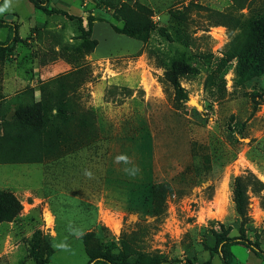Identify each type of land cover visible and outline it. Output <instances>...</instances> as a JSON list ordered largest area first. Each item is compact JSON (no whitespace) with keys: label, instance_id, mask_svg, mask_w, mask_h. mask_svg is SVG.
<instances>
[{"label":"rangeland","instance_id":"1","mask_svg":"<svg viewBox=\"0 0 264 264\" xmlns=\"http://www.w3.org/2000/svg\"><path fill=\"white\" fill-rule=\"evenodd\" d=\"M57 1L46 8L60 11ZM88 1V12L99 9L100 51L128 50L126 37L109 26L123 27L109 9L122 0ZM125 1L147 6L168 38L151 32L140 54L102 61L87 59L92 38L75 20L47 15L27 0H9L0 12L18 35L12 41L9 27L0 28V136L3 120L36 102L48 127L63 130L44 137L42 163L0 165V193L21 206L16 220L0 224V264H34V252L48 248V264H87L85 241L123 264H221L215 234L247 238L264 250V76L236 86L237 61L227 56L248 23L264 16V0ZM175 58L188 66L179 77L186 102L176 101L163 80L164 65ZM253 92L261 96L258 106ZM59 107L68 122L55 118ZM120 154L130 163H116ZM151 165L154 180L173 190L159 219L153 205L135 199L136 179ZM236 177L250 182L245 219L233 203ZM245 250L232 246L231 263L264 264Z\"/></svg>","mask_w":264,"mask_h":264},{"label":"trees","instance_id":"2","mask_svg":"<svg viewBox=\"0 0 264 264\" xmlns=\"http://www.w3.org/2000/svg\"><path fill=\"white\" fill-rule=\"evenodd\" d=\"M3 0H0V4ZM34 8L40 9L47 15L53 13L62 14L69 20H75L79 23V31L84 33L85 39L91 38L94 22L97 21L93 16H88L86 19L87 29L82 27V19L63 13L58 10H48L46 5L49 0H27ZM109 8V6L107 7ZM112 9V18L122 22L123 27L119 29L112 23H109L110 28L116 34L123 35L134 40L140 41L145 47L149 41L151 32L157 31L161 37L168 38L165 28L151 20L152 11L145 5L133 1L127 2L122 0L118 6ZM13 32L10 37L12 41H16L18 35L15 32V25L11 20L0 19V28H7ZM247 34L238 45L230 44L231 54L229 59H236L237 64L234 70V84L239 87H250L264 76V16L257 17L251 20L247 26ZM19 40V39H18ZM11 41V39H10ZM91 49L88 55L94 50L97 42L93 39L88 40ZM14 44V42H13ZM12 44V45H13ZM2 47V44H0ZM11 47V46H10ZM225 63V60H222ZM188 69L187 64L180 58H175L169 61V64L164 65L163 80L168 83L173 92L176 101H187L186 91L181 87L179 77ZM61 86V85H59ZM260 94L251 93V99L254 106H258ZM58 103L54 105L56 108ZM58 115L55 118L68 122V118H64L61 107H59ZM69 113L68 115H71ZM16 118L13 121H2V135L0 136V165H21V164H39L45 159L43 144L44 137L49 133L61 135L63 130L59 127H48L46 119L47 112L43 109L40 102L33 103L25 108H19L15 112ZM78 118L82 116L77 115ZM244 126V125H242ZM45 130V131H44ZM138 186L135 188V199L142 205L149 203L152 207L151 215L157 219L161 218L165 212V201L169 195L173 194L171 184L168 182H156L153 175V167L150 166L149 172L136 179ZM250 182L246 178L236 177L233 180V203L236 214L245 219L248 215V199L247 189ZM138 204V203H137ZM139 206V204H138ZM21 206L19 202L10 193H0V224L3 222H13L18 217ZM222 228V226H221ZM217 237L214 240L216 252L220 256L221 264H232V254L230 248L234 245H242L248 249L253 256L260 257L264 261V251L260 248L258 242H252L247 238L228 237L214 235ZM89 239V237H85ZM124 246V242L122 243ZM85 253L88 257L87 264H123L118 263L115 259H109L105 256L98 255L87 248L86 241L84 242ZM52 254L50 248L47 252L40 253L35 251L32 255L34 264H48L49 256Z\"/></svg>","mask_w":264,"mask_h":264},{"label":"crops","instance_id":"3","mask_svg":"<svg viewBox=\"0 0 264 264\" xmlns=\"http://www.w3.org/2000/svg\"><path fill=\"white\" fill-rule=\"evenodd\" d=\"M57 2L59 3V6L61 8L60 11L65 12L68 15L81 18L82 19V27L83 28H85V23H87L86 22L87 17L88 16H93L94 17L96 15L95 11L96 10L97 11L99 10L98 8H95L94 10L88 12L87 11V9L89 8V4H88L89 1L88 0H72V1H67V0H61L60 1V0H58ZM58 10H59V8H58ZM99 23H100L99 21H96L93 24L91 38L97 42V45L94 48V50L88 56H86L87 59H89V60L102 61V60H107L110 56H113L115 54L123 53V54H129V55L130 54L131 55L132 54L137 55V54H140L142 52V50H143V44L140 41H137V40H134L132 38H129V37L124 36V37H126L124 39V40H126L125 42L129 45L128 50L125 49V50H120L119 52H113V53L106 52V53H102L100 51V48H101L100 42L94 38V32H95V29H96V27L98 26ZM38 77H39V80H43V75L42 74H39ZM245 254L247 256H249V257L250 256H253L252 253L248 249L245 250ZM255 258H256L257 261L258 260H262L260 257H255ZM233 259H234V256H233ZM245 264H248V263H245Z\"/></svg>","mask_w":264,"mask_h":264},{"label":"clouds","instance_id":"4","mask_svg":"<svg viewBox=\"0 0 264 264\" xmlns=\"http://www.w3.org/2000/svg\"><path fill=\"white\" fill-rule=\"evenodd\" d=\"M9 7V0H5V4H4V6L3 7H0V12H4L7 8ZM115 162L116 163H121V162H123V163H130V160H129V158L127 157V155H125V154H120V155H117L116 157H115ZM139 171V169L138 168H133V169H131V170H129V169H125V172H128L130 175H135L137 172ZM85 174L86 175H88V176H91V173H89V172H85ZM59 247H66V245H59Z\"/></svg>","mask_w":264,"mask_h":264},{"label":"water","instance_id":"5","mask_svg":"<svg viewBox=\"0 0 264 264\" xmlns=\"http://www.w3.org/2000/svg\"><path fill=\"white\" fill-rule=\"evenodd\" d=\"M196 105V104H195Z\"/></svg>","mask_w":264,"mask_h":264}]
</instances>
